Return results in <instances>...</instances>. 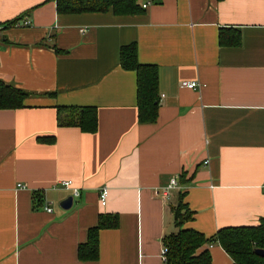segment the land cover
<instances>
[{"label": "crops", "instance_id": "0c3cea01", "mask_svg": "<svg viewBox=\"0 0 264 264\" xmlns=\"http://www.w3.org/2000/svg\"><path fill=\"white\" fill-rule=\"evenodd\" d=\"M145 5L136 16L60 15L56 0H0V80L34 94L0 110V264H165L181 194L195 213L184 229L207 238L264 218V0ZM224 28L241 31L240 47H220ZM131 44L158 68L155 124L139 123L137 74L120 65ZM193 81L200 90L181 87ZM57 107L96 108L98 131L58 127ZM172 179L179 189L164 201L156 192ZM65 181L81 191L70 210ZM105 214L120 226L100 232L98 261L81 262ZM204 249L232 264L220 246Z\"/></svg>", "mask_w": 264, "mask_h": 264}, {"label": "trees", "instance_id": "16d2710c", "mask_svg": "<svg viewBox=\"0 0 264 264\" xmlns=\"http://www.w3.org/2000/svg\"><path fill=\"white\" fill-rule=\"evenodd\" d=\"M163 0H56L60 15H79L112 12L116 16H136L145 13L146 3L161 4ZM13 22L10 26H15ZM9 26V25H8ZM242 44V33L236 29H221L219 45L222 48H238ZM59 52V51H57ZM120 65L125 71L137 74V104L140 124H155L160 109L159 73L156 66L142 65L138 60V46L131 44L120 50ZM34 94L0 80V110H19ZM52 96V94H50ZM49 96V94H48ZM58 127H74L86 134L98 131V111L94 107H57ZM41 143L53 144L55 137L40 138ZM186 184L185 179H181ZM184 194L176 207L175 227L177 232L164 242L168 250L165 264H212V254L205 246H220L231 258L232 264H264V218L259 225L230 227L219 230L215 236L184 229L186 223L194 220L195 213L183 202ZM34 201L43 205V193H34ZM117 215L99 216L98 224L88 232L87 242L80 245L78 259L81 262H96L100 258V232L118 229ZM262 251L263 254H259Z\"/></svg>", "mask_w": 264, "mask_h": 264}, {"label": "built area", "instance_id": "2783aa9c", "mask_svg": "<svg viewBox=\"0 0 264 264\" xmlns=\"http://www.w3.org/2000/svg\"><path fill=\"white\" fill-rule=\"evenodd\" d=\"M144 8L147 7V5H144L143 6ZM21 26H24V27H30L31 26V21L29 18H25L24 20H22V22L20 23ZM181 87L182 88H187V89H190V90H200L201 89V84L196 82V81H193V82H182L181 83ZM206 165L209 164V161H207L205 163ZM61 187L67 189V190H71L73 192L72 194V197L73 199H79L81 197V191L80 189L74 187V184L72 181H65V182H62L60 184ZM21 188H24L23 186L20 185ZM179 189V181L177 179H172L170 184L164 188V189H159L157 190V195L160 196L164 201H169L171 199V193L175 190H178ZM263 190H264V186H263ZM108 196H109V190L108 188L106 187H103L100 191V195H99V198H100V203L102 206H106L107 203H108ZM43 209L46 213L48 214H53L54 210L53 208L51 207V205H49L46 201H44V204H43ZM168 250L164 247V250H163V253H162V258L164 259L165 261V257H166V254H167Z\"/></svg>", "mask_w": 264, "mask_h": 264}, {"label": "water", "instance_id": "95a60500", "mask_svg": "<svg viewBox=\"0 0 264 264\" xmlns=\"http://www.w3.org/2000/svg\"><path fill=\"white\" fill-rule=\"evenodd\" d=\"M74 199L72 196L68 197L65 201L61 203V208L63 210H70L73 207ZM259 254H263L262 251H258Z\"/></svg>", "mask_w": 264, "mask_h": 264}, {"label": "rangeland", "instance_id": "374dc122", "mask_svg": "<svg viewBox=\"0 0 264 264\" xmlns=\"http://www.w3.org/2000/svg\"><path fill=\"white\" fill-rule=\"evenodd\" d=\"M175 203H177V200H175Z\"/></svg>", "mask_w": 264, "mask_h": 264}]
</instances>
